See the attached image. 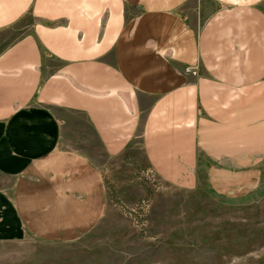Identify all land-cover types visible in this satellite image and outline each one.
Returning a JSON list of instances; mask_svg holds the SVG:
<instances>
[{"label": "crops", "instance_id": "obj_1", "mask_svg": "<svg viewBox=\"0 0 264 264\" xmlns=\"http://www.w3.org/2000/svg\"><path fill=\"white\" fill-rule=\"evenodd\" d=\"M93 140L109 158L140 145L161 182L252 188L264 0H0V241L93 229Z\"/></svg>", "mask_w": 264, "mask_h": 264}, {"label": "rangeland", "instance_id": "obj_2", "mask_svg": "<svg viewBox=\"0 0 264 264\" xmlns=\"http://www.w3.org/2000/svg\"><path fill=\"white\" fill-rule=\"evenodd\" d=\"M91 146L107 191L99 222L68 242L0 241V264H264V162L252 188L224 195L161 182L140 145L115 158Z\"/></svg>", "mask_w": 264, "mask_h": 264}, {"label": "built area", "instance_id": "obj_3", "mask_svg": "<svg viewBox=\"0 0 264 264\" xmlns=\"http://www.w3.org/2000/svg\"><path fill=\"white\" fill-rule=\"evenodd\" d=\"M143 204L145 203V202H142ZM143 207V206H142ZM139 208H141V206L139 207Z\"/></svg>", "mask_w": 264, "mask_h": 264}]
</instances>
